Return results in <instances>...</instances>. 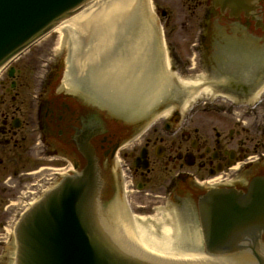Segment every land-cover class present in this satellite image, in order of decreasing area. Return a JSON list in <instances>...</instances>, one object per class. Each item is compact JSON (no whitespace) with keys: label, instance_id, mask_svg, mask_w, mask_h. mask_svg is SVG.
Returning <instances> with one entry per match:
<instances>
[{"label":"flooded vegetation","instance_id":"flooded-vegetation-1","mask_svg":"<svg viewBox=\"0 0 264 264\" xmlns=\"http://www.w3.org/2000/svg\"><path fill=\"white\" fill-rule=\"evenodd\" d=\"M150 1L153 19L54 28L0 70V264L14 262L32 205L86 169L100 227L120 247L138 251L125 218H156L169 248L206 252L199 202L217 194L233 195L257 234L239 246L264 252V224L253 223L264 202V181L253 182L264 178V0ZM49 37L50 54L32 57ZM193 88L207 98L182 109ZM146 223L159 240L161 222Z\"/></svg>","mask_w":264,"mask_h":264},{"label":"water","instance_id":"water-1","mask_svg":"<svg viewBox=\"0 0 264 264\" xmlns=\"http://www.w3.org/2000/svg\"><path fill=\"white\" fill-rule=\"evenodd\" d=\"M88 1L0 0V68L41 38L57 21L69 16ZM86 5L81 12L60 23H65L69 31H80L87 26H116V22L127 20L135 11L145 14L143 19L153 17L149 0H91ZM172 76L165 66L162 77L170 79ZM188 93L182 109L192 101L205 100V96H208L205 89L193 88ZM155 96H158V90L151 92L150 99L153 100ZM91 178L87 169L82 177L63 181L26 214L17 227L16 264H143L116 252L96 229L89 212L94 193ZM261 180L264 181V178L256 179ZM229 201L223 196L211 195L202 204V200L199 203L203 209V230L208 247L218 241L220 234H224L230 242L239 238L241 232L233 233L232 230L228 233L227 228L238 225V229H241L240 224L244 221L242 207L233 197ZM226 204L230 211L228 219L224 215ZM121 213L126 215L124 209ZM257 215L254 223L263 222L264 202ZM124 220L123 231L120 228L123 236L129 238L133 246L137 245L138 252L147 258L162 262L187 259L192 264H230L231 259L228 257H211L198 249L181 252L169 248L171 228L162 219L140 218L136 220L138 222L128 218ZM146 221L161 222L163 234L159 240L147 230ZM194 235L198 242V233ZM211 253L222 255L228 252L213 250ZM256 258L260 264H264L260 257Z\"/></svg>","mask_w":264,"mask_h":264},{"label":"rangeland","instance_id":"rangeland-1","mask_svg":"<svg viewBox=\"0 0 264 264\" xmlns=\"http://www.w3.org/2000/svg\"><path fill=\"white\" fill-rule=\"evenodd\" d=\"M56 42H57V39H56ZM56 42L54 40V37H49V38L45 39L44 41L41 42V44L38 47H35L32 49V51H34V52L31 51L32 57L37 56L38 53H40V55H42V53H43L44 56L47 57L50 54V49L53 47V45H56ZM25 58H27V55L25 56ZM28 59H29V57H28ZM20 62H23V60H21ZM39 63H40L39 60L36 61V65L37 64L39 65Z\"/></svg>","mask_w":264,"mask_h":264},{"label":"bare ground","instance_id":"bare-ground-1","mask_svg":"<svg viewBox=\"0 0 264 264\" xmlns=\"http://www.w3.org/2000/svg\"><path fill=\"white\" fill-rule=\"evenodd\" d=\"M149 5H150L151 11H152V6H151V1L150 0H149ZM55 31L60 33L62 36H64L63 35L64 31L65 32H69V27L65 23H60L57 26H55ZM62 36L60 37V42L62 41Z\"/></svg>","mask_w":264,"mask_h":264}]
</instances>
